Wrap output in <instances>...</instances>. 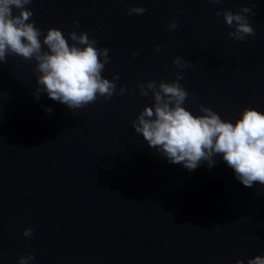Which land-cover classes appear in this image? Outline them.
<instances>
[{"label":"clouds","instance_id":"clouds-1","mask_svg":"<svg viewBox=\"0 0 264 264\" xmlns=\"http://www.w3.org/2000/svg\"><path fill=\"white\" fill-rule=\"evenodd\" d=\"M219 4L222 0H208ZM32 0H0V63L7 57L19 56L25 61L34 60V71L39 73L36 100L41 93H47L49 99L64 104L75 111L97 102L98 97L111 100L113 95H123L121 87L117 92L114 81L102 77L105 65L110 63L109 49L97 48V41L89 39L87 32H69L67 39L62 31L49 29L41 42L42 31L29 22L32 11L26 8ZM14 9L18 15H14ZM144 8H131L128 15H142ZM216 16H223L225 24L234 28L228 33L233 41H243L254 36L248 16L255 12L242 7L239 12L230 10L217 11ZM76 29L79 21L74 22ZM178 27L175 20L168 25L173 31ZM69 40L73 43L70 45ZM160 51V47H156ZM136 54L133 53L135 58ZM179 69L191 66L179 57L173 60ZM183 79L180 72L175 73V80L157 83L155 80L138 84L140 94L148 97L152 94L154 103L145 107L132 128L142 135L149 147L156 149L171 164H182L187 170H195L202 162L209 168L215 165L214 157L220 155L227 165L234 170L235 177L243 186L251 188L254 183L264 186V114L248 108L235 123L222 120L220 115L209 107L200 106L201 115H193L183 106L189 97L188 91L179 83ZM197 98L192 96V100ZM49 114L53 111L46 108ZM33 230L23 232L25 238H31ZM35 259L32 255L22 256L18 264H30ZM236 264H244L238 260ZM247 264H264V257L256 256Z\"/></svg>","mask_w":264,"mask_h":264}]
</instances>
